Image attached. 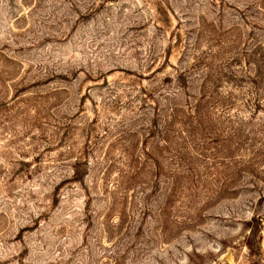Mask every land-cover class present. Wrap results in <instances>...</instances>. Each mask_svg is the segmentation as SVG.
I'll list each match as a JSON object with an SVG mask.
<instances>
[{"label": "rangeland", "instance_id": "1", "mask_svg": "<svg viewBox=\"0 0 264 264\" xmlns=\"http://www.w3.org/2000/svg\"><path fill=\"white\" fill-rule=\"evenodd\" d=\"M0 264H264V0H0Z\"/></svg>", "mask_w": 264, "mask_h": 264}]
</instances>
